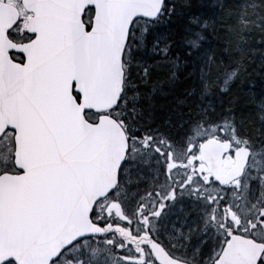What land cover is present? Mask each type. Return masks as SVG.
Listing matches in <instances>:
<instances>
[{
  "label": "snow or ice",
  "instance_id": "1",
  "mask_svg": "<svg viewBox=\"0 0 264 264\" xmlns=\"http://www.w3.org/2000/svg\"><path fill=\"white\" fill-rule=\"evenodd\" d=\"M0 264H264V0H0Z\"/></svg>",
  "mask_w": 264,
  "mask_h": 264
}]
</instances>
